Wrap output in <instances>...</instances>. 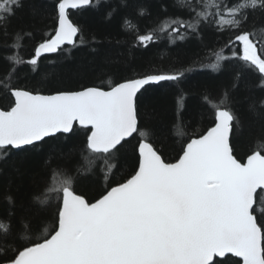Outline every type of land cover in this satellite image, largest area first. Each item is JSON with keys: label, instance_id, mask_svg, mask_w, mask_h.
I'll return each instance as SVG.
<instances>
[{"label": "snow or ice", "instance_id": "obj_1", "mask_svg": "<svg viewBox=\"0 0 264 264\" xmlns=\"http://www.w3.org/2000/svg\"><path fill=\"white\" fill-rule=\"evenodd\" d=\"M100 3L57 0L54 35L39 42L24 61L19 52L23 39L32 33L10 30L21 0H0V39L11 36L13 40L11 45L4 44L13 53L4 57L11 66L0 78V93L11 97L10 105L0 106V160L37 149L48 138L74 134L79 128L86 133L89 156L83 160L90 170L92 154L114 158L130 139L136 141L132 172L97 197L80 192L74 177L60 166L50 169L49 184L33 201L44 209L56 194L52 230L41 236L28 235L33 228L41 231L38 213L24 209L17 218L9 211L0 217V241L4 242L0 264H233V258H239L236 264H264V144L246 158H237L232 138L239 118L231 101V92L239 87L247 69L259 74L256 87L264 90L262 41L255 29H246L249 10L264 9V0H176L186 19L177 15L158 18L154 28L136 35L137 43L147 47L162 35L175 43L205 28L237 33L227 44L230 55L221 48L207 65L219 72L227 61L240 62L218 102L203 97L214 114L212 126L189 136L171 161L148 119L144 91L164 81L180 84L194 69L177 68L50 94L18 82L16 69L21 63L34 72L45 54L75 46L78 34L83 43L82 28L70 18L69 10ZM145 13L141 8L139 15ZM125 23L130 32H139L138 26ZM185 100L186 93L178 88L177 123H182ZM249 108L264 116V99L250 103ZM47 163L52 165V157ZM114 167L109 166L108 174ZM6 199L13 203L11 196Z\"/></svg>", "mask_w": 264, "mask_h": 264}, {"label": "trees", "instance_id": "obj_2", "mask_svg": "<svg viewBox=\"0 0 264 264\" xmlns=\"http://www.w3.org/2000/svg\"><path fill=\"white\" fill-rule=\"evenodd\" d=\"M56 3L57 0H21L22 7L12 18L10 30L26 29L32 33L31 38L23 39V47L19 52V57L24 61L34 54L39 42L55 31ZM141 8L146 9L144 15H139ZM165 8L167 13L164 12ZM70 15L82 28L84 42H79V34L75 46L65 45L62 52L45 54L34 72L30 65L21 63L16 69L20 84L41 92H55L75 90L81 86L110 85L145 74L192 68L194 70L187 73L180 84L164 81L146 86L143 99L148 105V119L170 161L176 158L181 144L189 136L212 126L214 114L204 103L203 97L208 96L212 103L218 102L222 91L232 84L240 62L227 61L219 72L207 65L214 61V53L221 48L226 55H230L227 44L237 33H219L205 28L199 35H190L183 41L171 43L166 35H162L147 47L140 46L136 35L146 34V30L154 28L158 18L163 19L168 15L187 18L176 0H101L97 7L71 10ZM125 20L138 26L139 32H130ZM246 29H255V35L262 41L260 47L264 48V9L258 7L249 10ZM5 43L11 45L12 37L9 36L6 41L0 39V78L11 66L4 57L13 53V49L4 47ZM16 43L19 45L20 41ZM259 79L258 73L247 69L239 87L231 92L232 105L239 118V126L232 138L238 158L246 157L264 144V116L249 108L250 103L258 104L260 99H264V90L256 87ZM178 88L186 93L182 123L174 120ZM10 102V96L0 93V106L6 107ZM85 136L83 129L76 128L74 134L48 138L37 149L27 153L15 152L0 160V217L14 211L18 218L24 209H31L38 213L41 231L33 228L27 234L41 236L51 231L55 223L56 194H52V204L44 209L34 203L33 197L49 184L50 169L57 166L74 177L75 186L80 192L91 197H97L116 182L127 178L133 169V146L136 141L130 139L114 158L105 154H92L90 170H86L83 156H89V153L85 150ZM49 157H52V165L47 163ZM110 165L115 167L108 174ZM6 196H11L13 203L10 204ZM15 228H19L18 223H15ZM3 243L0 241V244ZM4 246L7 247L6 244ZM238 260L233 258V264Z\"/></svg>", "mask_w": 264, "mask_h": 264}, {"label": "water", "instance_id": "obj_3", "mask_svg": "<svg viewBox=\"0 0 264 264\" xmlns=\"http://www.w3.org/2000/svg\"><path fill=\"white\" fill-rule=\"evenodd\" d=\"M79 35V34H78ZM136 78H138V77H136ZM90 86H95V85H90ZM75 90H79V89H75ZM44 94H50V93H52V92H43ZM238 158V157H237ZM114 186V185H113Z\"/></svg>", "mask_w": 264, "mask_h": 264}, {"label": "flooded vegetation", "instance_id": "obj_4", "mask_svg": "<svg viewBox=\"0 0 264 264\" xmlns=\"http://www.w3.org/2000/svg\"><path fill=\"white\" fill-rule=\"evenodd\" d=\"M69 11H71V9ZM70 18H71V15H70ZM52 35H54V32L52 33ZM236 47L239 49V45L238 46L236 45Z\"/></svg>", "mask_w": 264, "mask_h": 264}]
</instances>
